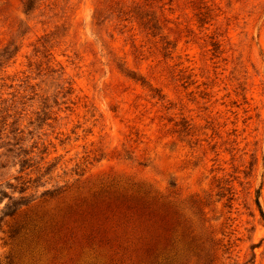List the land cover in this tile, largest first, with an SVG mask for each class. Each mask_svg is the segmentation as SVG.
Masks as SVG:
<instances>
[{"label": "rangeland", "instance_id": "obj_1", "mask_svg": "<svg viewBox=\"0 0 264 264\" xmlns=\"http://www.w3.org/2000/svg\"><path fill=\"white\" fill-rule=\"evenodd\" d=\"M140 204L264 264V0H0V264H143Z\"/></svg>", "mask_w": 264, "mask_h": 264}, {"label": "trees", "instance_id": "obj_2", "mask_svg": "<svg viewBox=\"0 0 264 264\" xmlns=\"http://www.w3.org/2000/svg\"><path fill=\"white\" fill-rule=\"evenodd\" d=\"M23 2L26 7L30 6V0H23ZM137 7H140V5H137ZM130 15L132 16V14ZM149 20L147 19L146 23ZM2 195L8 200L12 198L11 195L5 193H2ZM112 215L114 214H110L109 216ZM260 215L262 216L261 213ZM110 219H108L111 223L110 227L114 226L115 229H119L121 236L126 234L127 224H134L130 227L131 230L136 231L135 244L132 247V252L138 261H142L143 264H181L177 261L176 252L172 248V244L174 243L171 238L173 223L166 222L163 216L154 215L151 217V214L140 204L138 207H134V211L130 215L117 212L115 218H113L114 222ZM115 229L112 230L113 235L116 234ZM143 232L148 235V238L143 236ZM109 241V238H105L104 234L98 236V245H107ZM181 247L185 251L192 252L195 257L198 255V246L193 241L192 243L189 241L181 244Z\"/></svg>", "mask_w": 264, "mask_h": 264}]
</instances>
